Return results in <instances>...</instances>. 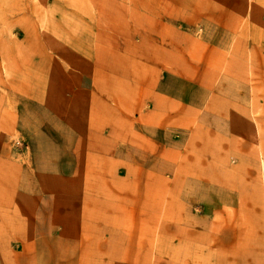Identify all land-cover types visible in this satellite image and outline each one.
<instances>
[{
  "label": "rangeland",
  "instance_id": "374dc122",
  "mask_svg": "<svg viewBox=\"0 0 264 264\" xmlns=\"http://www.w3.org/2000/svg\"><path fill=\"white\" fill-rule=\"evenodd\" d=\"M260 61L264 0H0V264H264Z\"/></svg>",
  "mask_w": 264,
  "mask_h": 264
},
{
  "label": "crops",
  "instance_id": "0c3cea01",
  "mask_svg": "<svg viewBox=\"0 0 264 264\" xmlns=\"http://www.w3.org/2000/svg\"><path fill=\"white\" fill-rule=\"evenodd\" d=\"M240 62H241V64L242 65H245L246 67H248V62L247 61H245V60H243V59H240ZM244 64H243V63ZM257 67H256V69L254 70L255 72H257L258 74H264V61H260L257 65H256ZM246 69V68H245ZM245 69H242V72H244L245 71ZM249 70V69H248ZM264 77V76H263ZM263 108H264V106H263Z\"/></svg>",
  "mask_w": 264,
  "mask_h": 264
}]
</instances>
